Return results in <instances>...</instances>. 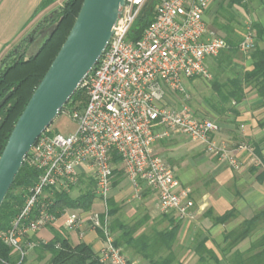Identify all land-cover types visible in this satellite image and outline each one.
I'll use <instances>...</instances> for the list:
<instances>
[{"label":"built area","instance_id":"obj_1","mask_svg":"<svg viewBox=\"0 0 264 264\" xmlns=\"http://www.w3.org/2000/svg\"><path fill=\"white\" fill-rule=\"evenodd\" d=\"M214 1L125 0L107 50L80 85L87 95L86 105L80 111L64 112L76 131L64 136L51 135L48 129L25 160L40 176L20 215L0 235L21 259L37 246L30 241L33 234L62 219L68 231L88 225L101 234L104 247L96 254L100 264H133L115 247L110 228L108 202L115 157L137 194L143 187L157 193L162 214L192 217L191 191L181 188L175 170L154 151L156 142L172 133L204 145L220 160L239 168L235 155L215 141L220 125L196 115L184 100L188 99L187 83L199 77L210 79L206 61L228 48L223 38L208 32L205 16ZM150 3L154 20L142 38L132 42L128 36ZM255 44L249 33L240 49L249 53ZM178 101L180 107H176ZM235 149L253 154L248 145ZM83 178L94 183V201L102 210H66L59 219L52 215L50 197L55 192L69 193Z\"/></svg>","mask_w":264,"mask_h":264},{"label":"crops","instance_id":"obj_2","mask_svg":"<svg viewBox=\"0 0 264 264\" xmlns=\"http://www.w3.org/2000/svg\"><path fill=\"white\" fill-rule=\"evenodd\" d=\"M43 1L0 0V62L35 29L42 14L47 11L41 9ZM235 6L264 27V0H241ZM208 32L217 35L209 27ZM190 86L187 85V90ZM246 92L247 98L236 106L239 116L229 115L228 123H218L220 133L228 144L244 141L253 149V154L240 151L236 155L241 165L239 170L229 168L216 157L200 156L197 151L190 160L184 152L187 147L183 148L180 155L177 154L179 157H175H183V162L176 164L179 169L177 166L173 168L181 188H188L191 199L195 200L192 217L162 214L158 206V195L150 188L143 187L139 193L140 198L133 197L135 190L125 176L123 181H118L112 187L110 199L117 205V212L114 216L109 215L110 228L113 230L114 241L118 240L119 249L131 263L157 264L170 259V264H215L211 255L201 249L204 243L205 249L213 253L218 264H231L235 253L246 254L251 244L264 235L262 226L253 237L244 240L231 251L228 249L226 236L238 229L244 221L264 211V105L255 90L249 88ZM159 142L166 151L180 148V143L171 142L170 137L157 141L154 148ZM196 145L205 149L202 144ZM92 210H102L98 201H94ZM232 210L236 213L233 219L225 224L216 222L217 218ZM51 229L69 239L73 246L81 243L90 246L94 254L104 247L100 233L89 230L88 225H84L81 231H68L62 219L33 234L31 240L35 239L37 245L49 243L54 238ZM175 229L177 233L170 247L161 243L162 238L157 240L159 236ZM128 230L132 233L131 241L134 243L142 239L143 246L136 247L125 240L123 235ZM80 232L84 234L83 238ZM155 242L159 244L153 246ZM38 247L28 253V264H48L50 254L42 255ZM204 259L206 262H203Z\"/></svg>","mask_w":264,"mask_h":264},{"label":"trees","instance_id":"obj_3","mask_svg":"<svg viewBox=\"0 0 264 264\" xmlns=\"http://www.w3.org/2000/svg\"><path fill=\"white\" fill-rule=\"evenodd\" d=\"M55 1L44 0L41 9H45ZM219 1L222 3L227 2L231 7L241 3V0ZM83 2L84 0H67L65 2L63 8L55 15L54 19L50 20L51 24L55 25V29L48 34L34 55L28 58L21 56L20 49L22 46H18L1 60L0 157L19 117L66 41L79 15ZM216 18L214 20V27L225 34V37L218 36L227 42L228 48L223 50L217 57L206 61L207 69L211 75L210 79L202 77L191 79L187 85L192 86L193 83L199 80L206 81L210 94L204 97L205 103L210 111L219 117L221 123H228L229 115L239 116L236 106L247 98V89L251 88L255 90L264 105V27L258 23L253 25L256 44L255 48L249 52L246 58L242 57L243 54H240V45L244 37L234 34V29L229 24L231 22L228 21V25H222ZM153 20L154 4L150 3L144 8L135 22L128 39L132 42L140 40L144 31ZM25 42L27 43L26 40ZM248 64L249 66H247ZM187 94L188 99H184L185 97L181 98L192 109L189 90H187ZM86 102V92L79 88L61 115L71 110H82ZM176 107H180V105L178 104ZM194 113L203 117L196 111ZM50 134L54 135L52 131H50ZM114 163L116 167L112 187L118 184V181H115V179L120 178L124 174L118 157L114 158ZM39 176V172L32 169L25 161L0 209V235L7 232L14 220L20 215L29 191L35 186ZM79 185H83L84 189L76 199H72L66 191L61 193L55 192L49 199L53 203L49 207V212L59 219L68 209L81 210L83 212L91 211L95 200L94 183L91 180L83 178ZM73 189L74 187L71 190ZM108 207L109 215L114 216L117 212V205L112 199L109 200ZM235 215V211L232 210L223 217L217 218L216 222L225 224L233 219ZM263 223L264 211L256 214L252 219L244 221L238 229L229 233L226 236L229 251L233 250L244 240L253 237L262 228ZM51 231L54 235L53 240L47 244L40 243L37 245L42 255L50 254L51 257L48 264H100L97 255L94 254L90 246L84 243L73 246L70 240L61 233L53 229ZM129 231L123 235L125 240L136 247L143 246L142 239L134 243L131 241L132 238L130 236L132 233ZM176 233L175 229V231L166 233L161 237L159 236L157 240L162 238L161 243H165L170 247ZM30 241L37 243L35 239H30ZM158 244L159 242H155L153 246ZM114 245L116 248H120L118 240L114 241ZM201 249H204L211 255V259L214 260L215 264H218L213 253L205 249L204 243L201 245ZM203 262H206V259ZM0 264H27V260L26 258L21 259L19 254L5 245L0 238ZM157 264H170V259ZM231 264H264V235L251 244V248L246 254L235 253Z\"/></svg>","mask_w":264,"mask_h":264},{"label":"water","instance_id":"obj_4","mask_svg":"<svg viewBox=\"0 0 264 264\" xmlns=\"http://www.w3.org/2000/svg\"><path fill=\"white\" fill-rule=\"evenodd\" d=\"M124 5L125 0H84L66 41L19 117L0 157V209L32 147L52 127L104 55ZM35 33L33 30L32 35Z\"/></svg>","mask_w":264,"mask_h":264},{"label":"rangeland","instance_id":"obj_5","mask_svg":"<svg viewBox=\"0 0 264 264\" xmlns=\"http://www.w3.org/2000/svg\"><path fill=\"white\" fill-rule=\"evenodd\" d=\"M58 1V2H57ZM67 0H56L53 4L46 7L44 10V14H42L40 20L38 21L36 27L34 30H36V33L32 35V32L29 33L23 41H21L16 47L22 46L20 49V55L25 56L26 58L34 55L37 51L38 46L42 44V42L46 39L49 33H51L55 29V25L51 24V19H54L55 15L63 8L65 2ZM57 2V3H56ZM206 22L210 30H213L216 32L217 35L221 37H225V34L222 31L216 30L214 27V20L215 18L218 19L219 23L224 25H228L229 23L231 27L234 29V34H239L241 37H245L251 33L255 37V32L253 31V25L256 23L253 21V17H248L242 9H239L237 6H229L227 2L222 3L221 1H217L214 3L210 9L209 12L206 14ZM229 21V22H228ZM27 41V43L25 42ZM244 41V40H243ZM14 47L13 50L16 48ZM241 51V49H240ZM240 54H243L242 57L248 56L249 53H243L241 51ZM207 82L203 80L196 81L192 86L189 88V96L191 97L190 102L192 106V111H196L199 115L201 114L204 118H207L209 120H212L214 122L219 123L220 119L214 115L207 104L204 101V97H207L210 94L209 87L206 85ZM177 99V98H176ZM182 99L181 97H178L177 100ZM180 105V102L178 101L177 105ZM78 110V109H76ZM80 111V110H79ZM76 124L69 118L68 114H63L58 117V119L55 121V123L50 127V130L53 132V134H61L64 136H68L70 134H73L76 131ZM219 134V135H218ZM215 136V141L217 143H224L228 150L235 155L237 159V154L241 153L240 151H236V147H239L240 145H248L243 142L236 141L235 143L228 144V142L225 140L226 138L221 135L220 131ZM171 142H177L180 143V148H173L168 151L164 149L162 144L159 142L157 143L156 147L154 148V151L157 155L161 156L172 168L173 166L176 167L180 165L183 161V157L175 158L176 156L179 157L181 152L183 151V148L186 150L184 151L186 153V158H192L193 154L197 152H200V156H205L207 158H214L216 157L220 162L226 164L229 168H233L235 170H239L241 168V165L239 163V168L236 169L232 167L229 162L225 160H220L218 156H215L214 154L208 152V150L198 148L196 145V142L192 141L188 137L182 136L180 134L172 133L171 136ZM249 146V145H248ZM197 147V148H196ZM195 149V150H194ZM243 152V151H242ZM248 153V152H246ZM179 154V155H177ZM250 154V153H249ZM173 157V158H172ZM189 160V162H190ZM238 160V159H237ZM173 161V162H170ZM239 162V160H238ZM178 167V166H177ZM189 169L191 167H188ZM174 169V168H173ZM179 169V167H178ZM176 172V170H175ZM178 173V171H177ZM124 180V174L120 176V178H116L115 181H123ZM84 186L79 185L75 187L73 190H70L69 194L72 199H76L83 191ZM134 191V189H133ZM133 197L140 198V194H137L134 191ZM195 201V200H193ZM195 203V202H194ZM67 211H76V210H70ZM264 226V225H262ZM261 237V236H260ZM28 241V240H27ZM30 256L26 257V260H29ZM33 257V256H32ZM28 264V261H27Z\"/></svg>","mask_w":264,"mask_h":264}]
</instances>
